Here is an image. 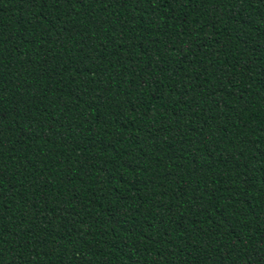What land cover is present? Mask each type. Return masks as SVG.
<instances>
[{"label":"trees","instance_id":"1","mask_svg":"<svg viewBox=\"0 0 264 264\" xmlns=\"http://www.w3.org/2000/svg\"><path fill=\"white\" fill-rule=\"evenodd\" d=\"M0 264H264V0H0Z\"/></svg>","mask_w":264,"mask_h":264}]
</instances>
